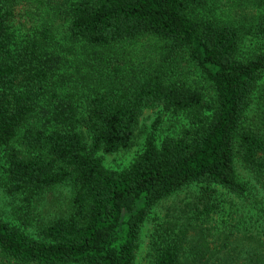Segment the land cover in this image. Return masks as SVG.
I'll list each match as a JSON object with an SVG mask.
<instances>
[{
  "label": "trees",
  "instance_id": "obj_1",
  "mask_svg": "<svg viewBox=\"0 0 264 264\" xmlns=\"http://www.w3.org/2000/svg\"><path fill=\"white\" fill-rule=\"evenodd\" d=\"M23 1L0 0V162L14 191L71 183L74 193L70 211L38 237L0 214V264H136L153 209L193 185L183 217L155 228L152 264H264V0L224 17L197 11L218 0L72 2V40L110 55L155 36L164 50L159 67L139 75L99 52L103 73L94 69L83 103L54 22L23 11ZM182 63L206 85L181 78ZM156 103L186 112L190 125L157 144L154 124L129 166L108 168L99 153L130 148L143 108ZM235 200L241 217L229 216Z\"/></svg>",
  "mask_w": 264,
  "mask_h": 264
},
{
  "label": "rangeland",
  "instance_id": "obj_2",
  "mask_svg": "<svg viewBox=\"0 0 264 264\" xmlns=\"http://www.w3.org/2000/svg\"><path fill=\"white\" fill-rule=\"evenodd\" d=\"M74 1L76 0H24L21 5L23 11L34 14L36 19H50L54 22L56 29L55 41L64 54L67 75L77 81L74 96L81 99V103L91 94L93 84L90 81L97 80L93 75L94 69L99 73H103V70L97 69L104 58L98 57L99 52L108 55V58L115 62L122 73L129 72L139 75L146 71H152L163 62V41L155 36H147L135 42L122 43L113 47L110 50V55L107 50L88 46L82 41L72 40L68 32L67 11ZM228 1L231 0L211 2L208 7L199 8L197 11L204 16L213 14L224 17L227 7L228 10H231V13H235L236 8L239 11L238 13L241 11L242 13L248 12L251 7H254L253 1L255 0H234L235 4L232 7L231 5L227 6ZM245 1H247L246 5H244ZM177 73L185 81L197 84L200 87L206 85L199 73L185 63L180 64ZM257 99L259 100V95ZM254 110L253 106L249 113L251 121H254ZM190 123L186 112L167 110L160 103L147 106L141 112L132 146L113 154L100 152L99 156L108 168L123 169L129 166L136 156L143 151L146 138L152 133L154 124L156 125L154 133L156 143L160 144L164 137L177 135ZM5 167V161L2 159L0 162V214L6 221L19 227L29 235L38 237L44 226L56 217L65 215L70 211L71 199L74 193V187L71 183L62 184L38 194L14 191L13 186L7 179ZM237 169L242 179L253 183L249 171L242 165L240 160H237ZM198 193L199 187L193 185L162 200L153 209L151 216L142 228L136 264H152V234L155 228L160 225L178 222L185 214L187 204L193 202ZM234 202L233 213L229 216L241 217L242 212H236L237 207H241V203L238 200ZM243 214L246 215L244 221L251 223L250 216L252 214ZM228 217L223 220L220 219V222L223 221L224 223ZM223 223L221 226L224 225Z\"/></svg>",
  "mask_w": 264,
  "mask_h": 264
}]
</instances>
